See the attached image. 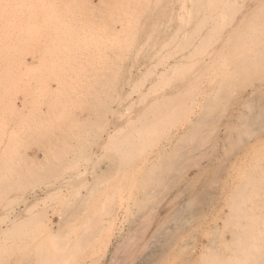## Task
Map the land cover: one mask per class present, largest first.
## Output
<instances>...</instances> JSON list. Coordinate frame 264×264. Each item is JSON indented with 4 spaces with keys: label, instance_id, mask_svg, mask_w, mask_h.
I'll return each instance as SVG.
<instances>
[{
    "label": "rangeland",
    "instance_id": "rangeland-1",
    "mask_svg": "<svg viewBox=\"0 0 264 264\" xmlns=\"http://www.w3.org/2000/svg\"><path fill=\"white\" fill-rule=\"evenodd\" d=\"M11 1L12 0H0V9L5 7L4 9L0 10V62L2 61V63H0V109H2L0 110V202L3 204L2 205L0 203V264H264V245H262L264 243H262V241H264V130L261 131V135H258V133H256V139L257 141H260V143L258 141L260 145H255V142L253 141L254 136L252 137L251 134L249 138L247 137L249 136V133L247 135L246 133L244 135H242L243 133H236L235 135L234 132L233 135V132L229 131V128L231 127L230 125H235L233 124L234 121L237 124L239 116L237 117L238 119L236 118V116L239 115V112H244L243 104H246L248 101L249 104L250 102H253L255 104V102L257 103L258 101H264L263 97L257 98L253 95V97L250 96V92L252 91V89L257 88L260 82L256 81L255 78H253L259 68L257 66H255V68H252L254 67L253 64H256L258 62V59L255 60L254 58H251L252 53L251 55L249 54V56L247 53L249 48L250 50L248 52L252 51L253 48L256 49L257 45L260 42L264 41V26L263 23L261 24V21L259 19L264 17V9H262L264 8V0H251V2L249 3L251 4L254 1L255 6L254 4H251V6L250 4H247L242 8L243 10L247 8L244 11L242 9L239 10L234 8L233 4L231 3L232 0H224L223 6H225V8L223 6L222 7L225 10H219L222 12L225 11V14L218 11L220 12L219 16L224 14V17H218L219 22L217 21L218 18L213 21H208L210 18L207 19L205 17V9L200 4L203 0H200V2L198 0H193V7H191L192 13L190 12V17L186 26L187 29H185L186 27L181 26L179 23H174V25H171V23H167L168 25L164 24L166 25V27H163L164 25H162L164 30H162L163 28L160 27L161 25H159V21L163 16L169 17L170 13L174 15L176 7L181 6L184 8L186 4L183 2V0H178L177 3V0H138L140 1L139 4H141L138 8L137 0H132V4L128 2L130 0L86 1V3L89 2L95 7L98 6L96 9L94 8V6H90L89 3L86 4L84 0H81L84 1L81 2V4H85V6H87L88 8L85 6L82 7L83 4L80 5V0L74 1V4L76 5L77 2L79 3L77 6L72 5V3L70 2L72 0H64L66 2H64L63 0H56L57 2L60 1V7H57L58 3H55V0H46L48 2L47 4L45 0H39L40 2L38 0H30V2L28 0L27 2L26 0H24V2L23 0H14L13 2H15V4ZM42 1L43 4L45 3L44 5L41 4ZM67 1L70 2L71 6L69 5V3H67ZM135 1L136 3H134ZM141 1L143 4L141 3ZM214 1L215 0H207L208 6H212ZM30 3L34 4L31 5ZM39 3L41 6L38 5ZM110 3H112L111 5H114L115 7L113 8L112 6L107 5ZM6 5L9 6L7 7ZM42 5L46 9H44ZM52 5L53 8L49 7ZM64 5L66 7H68L67 5H69V9ZM88 5L90 6L91 10L89 9ZM126 5H128V9L127 7H125ZM226 5H229L230 7ZM47 6L49 7V9L47 8ZM107 6H109L110 8H108ZM130 6H132V10L137 8L136 10H134V15L133 12L129 13L128 11H132ZM249 6L252 9L248 8ZM17 7L19 8L17 9ZM36 7L37 9L38 7L39 9H44L43 17L46 19L48 18L46 21L49 22L47 23L45 21L47 25L37 26L35 24L36 22L32 23V21L34 20H32L33 15H31V13L33 10H35ZM63 7L66 9H64ZM104 7H107L108 9L106 8L105 10ZM121 7L124 10H122ZM226 7H228L229 13H226L228 12ZM25 8L26 10L24 11L23 9ZM85 8L89 9L90 14H86L88 13V11L86 12ZM98 8H103V12L102 10H100V13L103 14L102 16L104 18L100 13H95V11L99 12ZM139 8H143L144 10H141ZM231 8L237 16H234V12L231 11ZM258 8L262 10L259 11ZM53 9L54 11L56 10V12H53L55 13V15L51 13L52 11H50ZM115 9L119 10L116 11ZM60 10H64L63 12L65 14L63 12H60ZM108 10L109 12H107ZM126 10L127 12L124 14L123 12ZM246 10L250 12H247ZM253 10L255 11V14ZM111 11L114 13H112ZM6 12H10L8 13L10 15H8ZM119 12H121V14ZM210 12V10L207 11L208 14ZM18 13L20 14L17 15ZM70 13H72V18ZM82 13H84V15ZM250 13L252 14V16ZM58 14L63 17H59L58 19ZM78 14H82V16L80 15L81 17L79 16L78 18ZM108 14L110 16L107 17L111 19L113 17V21L106 17V15ZM232 14L234 17H230ZM238 14L240 16H238ZM245 14H247V16ZM259 14L263 15L260 16ZM12 15L14 16L12 17ZM21 15L23 17L26 16V18L28 19L21 17ZM119 15H121V17ZM254 15L257 17H255ZM73 16L76 18H73ZM83 16L87 17V19ZM138 16L142 17L139 18ZM253 16L256 18V21H258L257 23H255L254 18H252ZM114 17H117V19L115 20ZM18 18L19 20H17ZM62 18H64V20ZM98 18L99 20H97ZM241 18H243V20H240ZM65 19L69 20H67L68 23ZM107 19L109 21L111 20L110 24L108 23L109 21ZM134 19L139 22H137L136 20L134 21ZM78 20L80 23L75 22ZM91 20L93 23V27L91 25ZM114 20L115 23H113ZM1 21H3V23ZM4 21L7 23H5ZM53 21L54 23H52ZM87 21L90 22V24ZM105 21L107 22L105 23ZM118 21H120L121 23ZM195 21H197L198 23H195ZM243 21L248 24L244 23ZM18 22L19 25H17ZM56 24L58 26H56ZM245 24L247 25V27H250V29L247 28ZM249 24L252 26H250ZM257 24H260L261 26H259L262 28L257 26ZM62 25L64 28L62 27ZM85 25H87L88 27ZM157 25L159 26L157 27ZM169 25L171 26V31L169 30L167 32L166 30L169 29ZM175 25H178L177 28H179L178 30L176 29L177 31H175L174 33L173 30H175ZM110 26H112V28ZM196 27L197 29L202 28L200 32L202 31L203 33H200L196 29ZM241 27L243 30L249 29L248 33L247 31H243L242 29L240 30ZM235 28L236 31H233L235 30ZM237 28L240 30H238L239 32L237 31ZM30 29L33 30L31 31ZM64 29H66L68 32L70 31L69 36L68 33L64 34V32H66V30L64 31ZM136 29H138L140 32ZM260 29L263 30L260 31ZM181 30L183 31V33ZM190 30L192 32H190ZM73 31L74 35L72 33ZM187 31L191 35H193V43H199L201 46L199 44L196 45L195 43H191L192 46H185V48L179 50L177 46L174 45L177 44L176 39L178 36L187 33ZM195 31H197L198 33ZM211 31L212 33H215L210 34ZM170 32L171 34H169ZM193 32L197 35L192 34ZM218 32H220L221 34H218ZM223 32H225L226 34H224ZM244 32H246V34L248 35L246 36ZM166 33L168 34L166 35ZM249 33H252V37L251 35H249ZM62 34L65 37H70V40L68 39V37L65 39L62 38L64 37ZM172 34H174V36ZM9 35L13 38H11ZM203 35H205V37ZM213 35H216V37L214 38ZM227 35L229 38L226 37ZM127 36L130 38L128 39ZM206 36H209L208 41H204V39L207 40ZM210 36H213L212 40H210ZM220 36L223 38L222 42V38ZM253 36L256 37L254 38ZM260 36H262L263 38ZM37 37L40 38L38 39ZM246 37L248 38L249 42ZM41 38L45 39L43 40ZM49 38H51L50 40L53 41H50ZM213 38L216 40H214ZM21 39H24V41ZM36 39L39 42L36 41ZM241 39L243 40V42ZM258 39L260 41L256 43ZM71 40L72 44L70 45ZM172 40L175 41L173 42ZM67 41H69V44ZM162 41H164V43H161ZM166 41H168L169 44H167ZM203 41L205 42V44H207L206 46ZM226 41H229L230 43ZM65 43L70 50L65 47ZM109 43H111V45H109ZM99 44L100 46H98ZM101 44L105 46H102ZM22 45L23 48L28 50L29 52L22 49ZM169 45L171 47H169ZM226 45H228L230 49ZM47 46L49 49L47 48L46 50ZM57 46H59L58 49L56 48ZM63 47L66 48L65 51L63 50ZM166 47L168 48V50ZM20 48L21 50H19ZM171 48H174V50L176 49L177 52L173 50L175 52L173 53L171 51ZM240 48L242 50L244 49L243 52L245 56H248L245 59H236L235 57L237 53H240V51L242 52ZM160 49V54L162 56L159 54ZM228 49L230 53L226 51ZM15 50L17 52H15ZM62 50L64 51V53ZM217 50L222 51L219 53ZM59 51L62 53H60ZM162 51L165 53H163ZM182 52L183 54L182 56H180ZM217 52L219 53L218 56H216L218 54ZM18 54H20V56H18ZM62 54L64 55L62 56ZM166 54L170 55V57L167 56L166 58ZM224 54L227 58L233 56L234 59L233 57L227 59L225 58ZM47 55H49L50 57ZM5 56L8 58H6ZM178 57L182 60L180 61ZM164 58L167 59L168 62ZM13 59H15L16 61ZM42 60H44V62ZM160 60L161 62H159ZM240 60H242V62L245 61L244 65H242L243 63ZM60 61L63 63H61ZM77 61L79 62L76 63ZM125 61L127 64L125 63ZM108 62H111V64ZM221 62H224L222 63L224 67L222 65L220 66ZM237 63L238 65H236ZM156 64H158V66H156ZM181 65L184 66L182 67ZM232 65L234 67H232ZM235 65L240 68L245 67L248 70H245V68H241L242 71L240 72V74L239 72H237L238 70L240 71V68L236 69ZM208 66L213 67L210 68ZM13 68L16 70H14ZM31 68L34 69V71ZM62 68L64 70H62ZM213 68L219 69L217 71ZM223 68H225V70ZM106 69L108 70L106 71ZM207 69L210 71H208ZM249 69L251 71H253L254 69V75L252 74L253 72L251 73ZM169 70L171 73L169 72ZM63 71H65L66 73ZM102 71L104 75L102 74ZM153 71L154 73L152 74ZM231 71L237 74L232 75ZM243 71L246 73H244ZM158 72L160 73V76ZM30 74L36 79L40 75L39 77H42V80L39 77L37 80H35V78ZM249 74L253 76L251 77ZM142 75H144V77ZM54 76L56 77L55 79ZM158 76L163 80H160ZM225 76H227V78H224ZM229 76L233 79H228ZM233 76L235 77V79L237 78V84L235 82L233 84V81L235 80ZM240 76L242 78L245 77V79H242ZM150 77L152 79H150ZM114 78H117V80L114 81ZM143 78L145 80L147 79V82H145ZM202 79L203 81H201ZM226 79L230 80L228 81V83L230 82L233 85L230 83V85L228 83H225L227 82ZM30 80L33 82H31ZM211 80L214 82H212ZM242 80H246L247 82H240ZM3 81L5 82L2 83ZM11 82L13 83V85L11 84ZM199 82L200 84H198ZM100 83L103 85H101ZM108 83H110L112 86ZM125 83L126 85H124ZM158 83H160V85H157ZM246 83L250 84L248 85ZM216 84L223 85L220 86V91L223 89V87V90H225V87L227 85V89L230 90V94L227 93L228 90L223 91L224 93L220 91L216 92L215 90L214 92L216 93L217 97L220 95L217 93H221V98L220 96L219 98L212 96L213 94L215 95V93L209 90H212L211 87H214V85L216 87ZM241 84H244L245 87L244 85L241 86ZM69 85L70 87H68ZM185 85L186 87H184ZM209 85L211 87H209ZM231 85L234 87L233 89H231ZM250 85L252 87H250ZM58 86L62 89L59 90ZM147 86L149 89L146 88ZM236 86L239 88H237ZM76 87H78L79 89H77ZM242 87L244 88L241 89ZM245 88L246 90L244 91ZM113 89H115L116 91H113ZM234 90L236 91L232 92ZM5 91L9 95L6 94ZM209 93L212 95H210ZM226 93L227 95L229 94L228 97L230 98H227ZM222 94L226 97H224ZM248 96L252 97L253 99H248ZM60 97L63 98L61 99ZM245 97L246 99H244ZM222 98L224 99L222 100ZM240 99H243L244 102L242 101V103ZM9 100H11L12 102H9ZM35 100H37V102ZM213 100L216 101V103ZM130 104H133V106H131ZM222 105L223 107H221ZM240 105L242 106V109ZM239 106L240 109L238 108ZM150 107L153 108L151 109ZM211 107L214 109H211ZM206 108H208V111L206 110ZM220 108H222V110ZM50 109L51 111H49ZM149 109L150 112H148ZM163 109L165 110V112ZM125 110L127 111L124 112ZM50 112H52L53 114H50ZM127 112H129V114ZM97 113H99L100 115H98ZM220 113L224 114V116H220ZM169 114L172 116H170ZM157 115L159 118L157 117ZM119 116H121V119H119ZM167 118H169L171 121ZM201 118L208 119L201 121ZM142 119L146 121L145 124L143 123L144 121H142ZM136 121H138L139 123H137ZM205 121L206 124L208 123L209 125L204 124ZM176 122L177 124H175ZM197 122L198 124L200 123L198 127L199 130L196 129L198 125L197 124L196 127L194 126L196 132L193 133L192 130H194V128L190 130L192 128L191 126L195 125ZM159 123H161V125H159ZM202 123L203 126L201 125ZM227 123L230 125H227ZM187 129H189L188 132ZM209 132H211L212 134ZM183 133H186V135H184ZM207 134L211 135L209 136L210 138L207 137ZM239 135L240 137L241 135L245 136V139H241L242 142L248 141L247 144L249 143L252 145H248L249 148H247V145H245L246 142H244V145L240 143ZM195 136H197V140L195 139ZM228 136L230 137L228 138ZM257 136L261 137L257 138ZM186 139L189 140V144H187L188 142ZM174 145L176 146V148ZM244 148L247 149L245 150ZM194 149L196 150L194 151ZM229 150L231 151L230 153H228ZM222 154H224L225 156ZM171 165L174 167H172ZM6 169H8L9 171H7ZM236 170L238 171V173ZM254 170L256 172H254ZM243 177L245 179H243ZM260 177L262 179H260ZM253 184L255 187L253 186ZM237 188L239 189L237 190ZM39 189L45 190L39 196L34 195L33 193L39 191ZM239 195H243L241 197L242 199H240ZM21 198L24 199L22 200ZM232 198L233 200H231ZM247 198H251L250 202ZM190 199H194L195 201L193 202V200L191 201ZM187 203H189L190 205L189 210L184 206ZM234 203L236 204L234 205ZM233 205L241 209V212L242 210H244L242 214L240 212L238 213ZM25 208L28 209L26 210ZM228 209H230L229 212H231V214L227 212ZM235 212L236 214H234ZM189 213H191L190 216ZM223 214L225 216H223ZM229 214L230 216H228ZM237 214H241V216L238 218ZM245 214L247 215V217ZM235 215H237L239 221ZM256 216L258 219L256 218ZM5 218L6 220H4ZM244 222L245 224H243ZM224 223L226 225H224ZM9 224L12 226L14 224V226L12 227ZM240 224L241 226L242 224L244 226L240 228ZM231 225L233 226V228ZM234 227L236 228L234 229ZM247 228L249 230V233L247 232V230H245ZM244 232L246 234H249V238ZM234 233L237 235H235ZM237 246L239 247L237 248ZM233 255H237L239 259ZM248 256H250V258ZM228 258H230L231 261H228ZM236 259L239 261V263ZM258 259L261 263L258 262Z\"/></svg>",
    "mask_w": 264,
    "mask_h": 264
},
{
    "label": "bare ground",
    "instance_id": "bare-ground-1",
    "mask_svg": "<svg viewBox=\"0 0 264 264\" xmlns=\"http://www.w3.org/2000/svg\"><path fill=\"white\" fill-rule=\"evenodd\" d=\"M2 1H3V0H2ZM13 1H14V0H12L11 2H13ZM16 1H17V0H16ZM19 1H20V0H19ZM19 1H18V2H19ZM28 1L30 2V0H28ZM35 1H36V0H35ZM38 1H39V0H38ZM45 1H46V0H45ZM53 1H54V0H53ZM55 1H56V0H55ZM63 1H64V0H63ZM72 1H73V2H72ZM72 1H70V2H71L72 5H74V6H77V5L79 4V3L77 2V5H76V4H74V3H75V2H74L75 0H72ZM84 1H85V3H86L87 0H84ZM84 1H81V0H80V1H79V2H80V5H82L83 3L81 4V2H84ZM88 1H89V0H88ZM100 1H101V0H100ZM115 1H117V0H115ZM142 1H143V0H142ZM142 1H141V3H142ZM150 1H151V0H150ZM152 1H153V0H152ZM198 1L200 2V0H198ZM212 1H213V0H212ZM223 1H224V0H215V1L213 2L212 6L209 5L210 7L208 6V2H207V0H205V1L203 0V1L200 3L201 6H203V8L205 9V13H206V14H205V17H206L207 19L210 18L208 21H210V20H212V21H213V20H216V18H218V17H219V18H220V17H221V18L224 17L225 11L222 12L223 10H225V9H223V7L225 8V6H223V5H224V4H223ZM257 1H258V0H257ZM260 1H261V0H260ZM23 2H24V0H23ZM26 2H27V0H26ZM32 2H33V1H32ZM39 2H40V1H39ZM59 2H60V1H58V2L56 1V2H55V3H58L57 7H58V6L60 7V5H59L60 3H59ZM64 2H66V1H64ZM70 2L67 1V3H69V5H70ZM105 2H107V1H105ZM108 2H109V1H108ZM121 2H122V1H121ZM128 2H130L131 4L133 3L132 0H130V1H128ZM128 2H127V4H128ZM177 2H178V0L176 1V3H177ZM183 2L186 4L185 7H184V8L181 7V6L176 7V8H175V13H174V15L170 13V16H169V17L167 16L168 18L165 17V16H163V17L161 16L162 18H161V20L159 21V22H160L159 25H161V26H160L161 28L166 27V25H164V24H167V23H171V25H172V24L174 25V23H175V24H176V23H179V24H180L181 26H183V27H186V26H187V24H188V20H189V17H190L191 7H193V6H192V3H193L194 1H193V0H183ZM230 2H231V1H230ZM249 2H251V0H232L231 3L233 4L234 8L240 10V9H242L244 6H246L247 4H250ZM0 3H1V2H0ZM2 3H3V2H2ZM5 3H6V2H5ZM13 3L15 4V2H13ZM36 3H38V2H36ZM47 3H48V2L46 1V4H47ZM67 3H66V4H67ZM88 3H89V2H87L86 4H88ZM99 3H100V2H99ZM125 3H126V2H125ZM134 3H136V1H135ZM137 3H138V6H137V8H138L139 5H141V4H139L140 1H138V0H137ZM168 3H169V2H168ZM181 3H182V2H181ZM255 3H256V2H255ZM6 4H7V3H6ZM9 4H10V2H9ZM16 4H17V2H16ZM28 4H29V3H28ZM30 4H31V3H30ZM33 4H34V3H33ZM33 4H31V5H33ZM41 4H43V1L41 2ZM44 4H45V3H44ZM44 4H43V5H44ZM61 4H63V3H61ZM97 4H98V3H97ZM111 4H112V3L107 4V5L112 6ZM142 4H143V3H142ZM144 4H145V3H144ZM198 4H199V3H198ZM251 4H254V1H253V3H251ZM251 4H250V6H251ZM0 5H1V4H0ZM18 5H19V3H18ZM23 5H24V4H23ZM35 5H36V4H35ZM35 5H34V6H35ZM38 5H40V3H39ZM43 5H42V6H43ZM69 5H67L68 7H66L65 5H64V6H65L66 8L69 9ZM89 5H90V6H94V5H91L90 3H89ZM89 5H88V6H89ZM104 5H106V4H104ZM129 5H130V4H129ZM258 5H259V4H258ZM3 6H4V5H3ZM6 6H7V5H6ZM8 6H9V5H8ZM8 6H7V7H8ZM14 6H15V5H14ZM34 6H33V8H34ZM36 6H37V5H36ZM40 6H41V5H40ZM40 6H39V7H40ZM45 6H46V5H45ZM70 6H71V5H70ZM84 6H85V4H83L82 7H84ZM90 6H89V9H90ZM123 6H124V5H123ZM123 6H122V7H123ZM132 6H135V5H132ZM132 6H130V7H131V10H132ZM222 6H223V7H222ZM226 6H229V5H226ZM250 6H249L248 8H250ZM254 6H255V4H254ZM28 7H29V6H28ZM28 7H27V8H28ZM39 7H38V9H37V7H36L35 10H33L32 13H31V15H33V19H32V20H34V21H32V23H33V22H36L35 24H36L37 26H38V25H43V26H44V25H47V23H49V22L46 21L48 18L46 19V18L43 17V16H44V15H43V13H44L43 10L46 9V8L43 6L44 9H39ZM49 7H52V8H53V5H52V6H49ZM49 7L47 6L48 9H49ZM61 7H62V5H61ZM85 7H87V6H85ZM97 7H98V6H97ZM97 7L94 6L95 9H96ZM107 7L110 8L109 6H107ZM107 7H106V8H107ZM112 7L114 8L115 6L113 5ZM112 7H111V8H112ZM122 7H121V8H122ZM125 7H127V9L129 8L128 5H126ZM142 7H143V6H142ZM199 7H200V5H199ZM229 7H230V6H229ZM252 7H253V6H252ZM4 8H5V7H4ZM4 8H1V9H4ZM12 8H14V7H12ZM18 8H19V7H17V9H18ZM63 8H64V7H63ZM66 8H64V9H66ZM71 8H72V7H71ZM77 8H78V7H77ZM80 8H81V7H80ZM87 8H88V7H87ZM94 8H93V9H94ZM104 8H105V7H104ZM106 8H105V10H106ZM108 8H107V9H108ZM137 8H136V9H137ZM143 8H144V7H143ZM143 8H142V9H143ZM164 8H165V7H164ZM167 8H168V6H167ZM167 8H166V9H167ZM196 8H197V7H196ZM196 8H195V9H196ZM259 8H260V7H259ZM259 8H258V9H259ZM261 8H262V6H261ZM1 9H0V10H1ZM31 9H32V8H31ZM31 9H30V10H31ZM85 9H86V8H85ZM89 9H86V12L88 11V13H86V14H90ZM98 9H99V12H96L95 10H93V11H95V13L99 14V13H100V10H102L103 8H102V9H101V8H98ZM136 9H134V10H136ZM139 9H141V8H139ZM142 9H141V10H142ZM147 9H148V7H147ZM193 9H194V8H193ZM219 9H221V10L223 9V10L220 11ZM226 9L228 10V7H226ZM231 9H232V8H231ZM245 9H247V8H245ZM245 9H244V10H245ZM250 9H252V8H250ZM250 9H249V10H250ZM262 9H264V8H262ZM262 9H261V10H262ZM7 10H8V9H7ZM9 10H10V9H9ZM19 10H20V9H19ZM23 10L25 11L26 8L23 9ZM27 10H29V9H27ZM83 10H84V9H83ZM90 10H91V9H90ZM110 10H111V9H110ZM115 10L118 11L119 9H118V10L115 9ZM115 10H114V11H115ZM122 10H124V9L122 8ZM134 10H132V11L128 10V11H129V13H130V12H133V15H134ZM143 10H144V9H143ZM149 10H150V9H149ZM171 10H172V9H171ZM209 10H210L211 12L208 14L207 11H209ZM242 10H243V9H242ZM244 10H243V11H244ZM261 10L259 9V11H261ZM11 11H13V10H11ZM50 11H52L51 13L56 12V10L54 11V9H53V10H50ZM63 11H64V10H63ZM63 11L60 10V12H63ZM75 11H76V9H75ZM79 11H80V10H79ZM81 11H82V10H81ZM84 11H85V10H84ZM116 11H115V12H116ZM138 11H139V10H138ZM145 11H146V10H145ZM157 11H158V10H157ZM167 11H168V10H167ZM218 11H220V12H222V13H224V14L219 16V13H220V12H218ZM231 11H233V9H232ZM246 11H247V10H246ZM250 11H251V10H250ZM250 11H247V12H250ZM253 11H254V10H253ZM256 11H257V10H256ZM259 11H258V12H259ZM3 12H4V11H3ZM14 12H15V10H14ZM26 12H27V11H26ZM77 12H78V11H77ZM82 12H83V11H82ZM102 12H103V10H102ZM107 12H109V10H108ZM111 12H112V11H111ZM111 12H110V13H111ZM126 12H127V10L124 11L123 13L125 14ZM139 12H140V11H139ZM149 12H150V11H149ZM170 12H171V11H170ZM217 12H218V14H217ZM233 12H234V11H233ZM6 13H7V12H6ZM6 13H5V14H6ZM8 13H10V12H8ZM8 13H7V14H8ZM27 13H28V12H27ZM63 13H64V12H63ZM72 13H73V12H72ZM72 13H70V14H71V18H72ZM74 13H75V12H74ZM112 13H114V12H112ZM119 13L121 14V12H119ZM119 13H118V14H119ZM191 13H192V12H191ZM226 13H229V10H228V12H226ZM230 13H232V12H230ZM252 13H253V12H252ZM259 13H260V12H259ZM1 14H2V12H1ZM5 14H4V15H5ZM12 14H13V13H12ZM14 14H15V13H14ZM19 14H20V13H18L17 15H19ZM22 14H23V13H22ZM25 14H26V13H25ZM29 14H30V13H29ZM53 14L55 15V13H53ZM53 14H52V15H53ZM60 14H61V13H60ZM64 14H65V13H64ZM70 14H69V15H70ZM82 14L84 15V13H82ZM82 14H80V15L82 16ZM86 14H85V15H86ZM100 14H101V13H100ZM105 14H107V13H105ZM115 14H116V13H115ZM127 14H128V13H127ZM145 14H146V13H145ZM148 14H150V13H148ZM168 14H169V13H168ZM240 14H241V13H240ZM248 14H249V13H248ZM250 14H251V13H250ZM254 14H255V11H254ZM8 15H10V14H8ZM23 15H24V14H23ZM26 15H27V14H26ZM31 15H30V16H31ZM45 15H46V14H45ZM54 15H53V16H54ZM73 15H74V14H73ZM80 15L78 14V18H79ZM91 15H92V14H91ZM102 15H103V14H101V16H102ZM192 15H193V14H192ZM194 15H195V14H194ZM227 15H228V14H227ZM229 15H230V14H229ZM235 15H236V14H235V12H234V16H235ZM245 15L247 16V14H245ZM259 15H260V14H259ZM261 15H263V14H261ZM261 15H260V16H261ZM13 16H14V15H12V17H13ZM49 16H50V15H49ZM56 16H57V15H56ZM81 16H80V17H81ZM87 16H88V15H87ZM94 16H95V15H94ZM104 16H105V15H104ZM107 16H110V15L108 14V15H106V17H107ZM113 16H114V14H113ZM119 16L121 17V15H119ZM130 16H131V15H130ZM130 16H129V17H130ZM234 16H233V14H232L230 17H234ZM236 16H237V15H236ZM238 16H240V15L238 14ZM243 16H244V15H243ZM251 16H252V14H251ZM254 16H255V15H254ZM254 16H253L252 18H254L255 23H257L258 21H256V18H255V17H257V16H255V17H254ZM260 16H259V17H260ZM7 17H8V16H7ZM9 17H10V16H9ZM21 17H23V16L21 15ZM51 17H52V16H51ZM57 17H58V19H59V17H63V16H60V15L58 14ZM68 17H69V16H68ZM83 17L87 19V17H85V16H83ZM89 17H90V16H89ZM102 17H103V16H102ZM120 17H119V18H120ZM131 17H132V16H131ZM131 17H130V18H131ZM133 17H134V16H133ZM138 17L140 18V17H142V16H138ZM146 17H147V16H146ZM205 17H203V18H205ZM23 18L28 19V18H26V16L23 17ZM31 18H32V17H31ZM66 18H67V17H66ZM71 18H70V19H71ZM73 18H76V17L73 16ZM78 18H77V19H78ZM96 18H97V16H96ZM96 18H95V19H96ZM99 18H100V17H99ZM99 18H98L97 20H99ZM103 18H104V17H103ZM107 18H108V19H111V18H109V17H107ZM114 18H115V17H114ZM127 18H128V17H127ZM157 18H158V17H157ZM219 18L217 19L218 22H219ZM228 18H229V17H228ZM237 18H238V17H237ZM252 18H251V19H252ZM263 18H264V17H263ZM263 18H259V19H260V21H261V24L263 23V26H264V20H263ZM1 19H3V18H1ZM49 19H50V18H49ZM53 19H54V18H53ZM62 19L64 20V18H62ZM62 19H61V20H62ZM68 19H69V18H68ZM68 19H67V20H68ZM82 19H83V18H82ZM86 19H85V20H86ZM108 19H107V20H108ZM112 19H113V17H112ZM112 19H111V20H112ZM116 19H117V17L115 18V20H116ZM122 19H125V18H122ZM128 19H129V18H128ZM131 19H132V18H131ZM223 19H225V18H223ZM259 19H258V20H259ZM6 20H7V19H6ZM17 20H19V18H18ZM17 20H16V21H17ZM50 20H51V19H50ZM65 20H66V19H65ZM67 20H66V22H67ZM89 20H90V19H89ZM111 20H110V21H111ZM115 20H114L113 23H115ZM135 20H136V19H134V21H135ZM156 20H157V19H156ZM195 20H196V19H195ZM199 20H200V19H199ZM199 20H198V21H199ZM235 20H236V19H235ZM240 20H243V18H241ZM9 21H10V18H9ZM9 21H8V22H9ZM13 21H14V19H13ZM20 21H21V20H20ZM45 21H46L47 23H46ZM55 21H56V20H55ZM68 21H69V20H68ZM73 21H74V20H73ZM108 21H109V20H108ZM110 21L108 22L109 24H110ZM112 21H113V20H112ZM120 21H121V19H120ZM120 21H118V22H120ZM136 21H137V20H136ZM191 21H192V20H191ZM260 21H259V22H260ZM1 22L3 23V21H1ZM4 22H5V21H4ZM30 22H31V21H30ZM30 22H29V23H30ZM60 22H61V21H60ZM75 22L80 23L79 20H78V21H75ZM87 22H88V21H87ZM106 22H107V21H105V23H106ZM122 22H126V21H122ZM129 22H130V21H129ZM137 22H139V21H137ZM196 22H197V21H195V23H196ZM243 22H244V21H243ZM247 22H248V19H247ZM249 22H250V20H249ZM5 23H7V22H5ZM52 23H54V21H53ZM57 23H58V21H57ZM67 23H68V22H67ZM67 23H66V24H67ZM85 23H86V21H85ZM88 23L90 24V22H88ZM91 23H92V20H91ZM96 23H97V22H96ZM98 23H99V21H98ZM100 23H102V22H100ZM120 23H121V22H120ZM197 23H198V22H197ZM228 23H229V22H228ZM244 23H246V22H244ZM255 23H254V24H255ZM9 24H10V23H9ZM13 24H14V23H13ZM15 24H16V22H15ZM122 24H123V23H122ZM122 24H121V25H122ZM225 24H226V23H225ZM242 24H243V23H242ZM242 24H240V25H242ZM246 24H248V23H246ZM246 24H245V25H246ZM7 25H8V24H7ZM17 25H19V22L17 23ZM49 25H51V24H49ZM60 25H61V24H60ZM68 25H69V24H68ZM91 25H92V27H93V23H92ZM96 25H97V24H96ZM105 25H106V24H105ZM107 25H108V24H107ZM132 25H133V24H132ZM138 25H139V24H138ZM154 25H155V24H154ZM154 25H153V27H154ZM159 25H157V27H158ZM162 25H164V26L162 27ZM167 25H168V24H167ZM238 25H239V24H238ZM249 25H250V24H249ZM249 25H248V26H249ZM255 25H256V24H255ZM259 25H260V24H257V26H259ZM9 26H10V25H9ZM11 26H12V25H11ZM23 26H26V25H23ZM29 26H30V25H29ZM43 26H42V27H43ZM56 26H58V25L56 24ZM79 26H80V25H79ZM85 26H87V25H85ZM123 26H124V25H123ZM133 26H134V25H133ZM175 26H176V25H175ZM177 26H178V25H177ZM177 26L175 27V30H173L174 33H175V31H177L178 28H179V27L177 28ZM196 26H197V25H196ZM224 26H225V25H224ZM250 26H252V25H250ZM260 26H261V25H260ZM260 26H259V27H260ZM5 27H7V26H5ZM30 27H31V26H30ZM35 27H36V26H35ZM62 27H63V25H62ZM62 27H61V28H62ZM87 27H88V26H87ZM89 27H90V25H89ZM110 27L112 28V26H110ZM128 27H129V26H128ZM170 27H171V26L169 25V26H168L169 29H168V30L165 29V30L168 32V31L171 29ZM197 27H198V26H197ZM197 27H196V29H197ZM199 27H201V26H199ZM204 27H205V26H204ZM246 27H247V25H246ZM246 27H245V28H246ZM259 27H257V28H259ZM16 28H17V27H16ZM18 28H19V27H18ZM63 28H64V27H63ZM65 28H66V27H65ZM84 28H85V27H84ZM173 28H174V26H173ZM227 28H228V27H227ZM247 28L250 29V27H247ZM260 28H262V27H260ZM13 29H14V27H13ZM19 29H20V28H19ZM87 29H88V28H87ZM90 29H91V28H90ZM105 29H106V28H105ZM108 29H109V28H108ZM118 29H119V27H118ZM121 29H122V28H121ZM133 29H134V28H133ZM143 29H144V28H143ZM143 29H142V30H143ZM151 29H152V28H151ZM153 29H154V28H153ZM176 29H177V30H176ZM185 29H187V27H186ZM201 29H202V28H201ZM201 29L198 28L197 30L200 32ZM241 29H242V27L240 28V30H241ZM249 29H247V30H245V29L243 30V29H242V30H243V31H247V33H248ZM251 29H252V28H251ZM254 29H255V28H254ZM263 29H264V28H263ZM263 29H262V30H263ZM30 30H31V29H30ZM30 30H29V31H30ZM32 30H33V29H32ZM32 30H31V31H32ZM65 30H66V29H64V31H65ZM78 30H79V28H78ZM109 30H110V29H109ZM113 30H114V28H113ZM134 30H135V29H134ZM136 30H138V29H136ZM162 30H164V28H163ZM204 30H205V29H204ZM238 30H239V29L237 28V31H238ZM240 30H239V31H240ZM257 30H258V29H257ZM262 30L260 29V31H262ZM4 31H5V29H4ZM7 31H8V30H7ZM10 31H11V29H10ZM26 31H27V30H26ZM47 31H48V30H47ZM49 31H50V30H49ZM55 31H57V30H55ZM64 31H63V32H64ZM71 31H72V29H71ZM83 31H84V30H83ZM83 31H82V32H83ZM98 31H99V30H98ZM101 31H102V30H101ZM138 31H139V30H138ZM140 31H141V28H140ZM140 31H139V32H140ZM170 31H171V30H170ZM181 31H182V30H181ZM188 31H189V29H188ZM188 31H187V33H184L183 35L178 36L177 39H176V40H177V44H174V45L177 46V48H178L179 50L185 48V46H189V45L192 46L191 43H193L194 38L192 37L193 35H191ZM192 31H193V29H192ZM192 31L190 30V32H192ZM217 31H218V30H217ZM231 31H232V30H231ZM233 31H236V28H235V30H233ZM239 31H238V32H239ZM15 32H16V31H15ZM20 32H21V31H20ZM38 32H39V31H38ZM45 32H46V31H45ZM69 32H70V31H69ZM69 32L66 30V32H64V34H65V33H68V36H69V35H70ZM87 32H88V31H87ZM87 32H86V33H87ZM110 32H111V31H110ZM184 32H185V31H184ZM195 32H197V31H195ZM201 32H202V31H201ZM201 32H200V33H201ZM206 32H207V31H206ZM255 32H256V31H255ZM5 33H6V32H5ZM22 33H23V32H22ZM26 33H27V32H26ZM26 33H25V34H26ZM39 33H40V32H39ZM49 33H50V32H49ZM49 33H47V34H49ZM55 33H57V32H55ZM55 33H54V34H55ZM72 33H73V35H74V31H73ZM72 33H71V34H72ZM86 33H85V34H86ZM94 33H95V32H94ZM96 33H97V32H96ZM99 33H100V32H99ZM116 33H117V32H116ZM177 33H178V32H177ZM177 33H176V34H177ZM182 33H183V31H182ZM197 33H198V32H197ZM202 33H203V32H202ZM214 33H215V32H214ZM214 33H212V31L210 32V34H214ZM216 33H217V32H216ZM223 33L226 34L225 32H223ZM227 33H228V30H227ZM236 33H237V32H236ZM244 33L246 34V32H244ZM6 34H7V33H6ZM12 34H13V33H12ZM12 34H10V35H12ZM23 34H24V33H23ZM32 34H33V33H32ZM47 34H46V35H47ZM75 34H78V33H75ZM85 34H84V35H85ZM92 34H93V33H92ZM118 34H119V33H118ZM127 34H128V33H127ZM133 34H134V33H133ZM136 34H137V33H136ZM164 34H165V33H164ZM167 34H168V33H166V35H167ZM169 34H171V32H170ZM178 34H179V33H178ZM192 34L195 35L196 33L193 32ZM204 34H205V32H204ZM218 34H221V33L218 32ZM229 34H230V33H229ZM251 34H252V33H251ZM251 34L249 33V35H251ZM10 35H9V36H10ZM18 35H19V34H18ZM18 35H17V36H18ZM62 35H63V34H62ZM66 35H67V34H66ZM86 35H87V34H86ZM104 35H105V34H104ZM166 35H164V36H166ZM172 35L174 36V34H172ZM172 35H171V36H172ZM196 35H197V34H196ZM240 35H241V34H240ZM243 35H244V34H243ZM243 35H242V36H243ZM247 35H248V34H246V36H247ZM257 35H258V34H257ZM257 35H256V36H257ZM260 35H261V34H260ZM263 35H264V32H263ZM28 36H29V35H28ZM40 36H41V35H40ZM42 36H44V35H42ZM47 36H48V35H47ZM52 36H53V35H52ZM63 36H64V35H63ZM68 36H67V37H68ZM76 36H77V35H76ZM76 36H75V37H76ZM105 36H106V35H105ZM130 36H131V34H130ZM133 36H134V35H133ZM145 36H146V35H145ZM147 36H149V35H147ZM150 36H151V35H150ZM199 36H200V35H199ZM203 36L205 37V35H203ZM213 36H214V35H213ZM213 36H212V37H213ZM221 36H223V35H221ZM221 36H220V37H221ZM231 36H232V35H231ZM256 36H253V37L255 38ZM258 36H259V35H258ZM10 37H11V36H10ZM15 37H16V36H15ZM60 37H61V36H60ZM67 37L64 36V37H62V38L65 39V38H67ZM100 37H101V36H100ZM127 37H128V36H127ZM168 37H169V36H168ZM168 37H166V38H168ZM195 37H196V36H195ZM206 37H207V38H206L207 40L204 39V41H208L209 36H206ZM210 37H211V36H210ZM212 37H211L210 40H212ZM215 37H216V35L214 36V38H215ZM226 37H228V35H227ZM251 37H252V35H251ZM260 37H262V36H260ZM1 38H2V37H1ZM11 38H13V37H11ZM28 38H29V37H28ZM34 38H35V37H34ZM37 38H38V37H37ZM39 38H40V37H39ZM39 38H38V39H39ZM69 38H70V37H68V39H69ZM73 38H74V36H73ZM77 38H78V37H77ZM87 38H88V37H87ZM114 38H115V37H114ZM125 38H126V37H125ZM129 38H130V37H128V39H129ZM169 38H170V37H169ZM214 38H213V39H214ZM221 38H222V37H221ZM228 38H229V37H228ZM246 38H247V37H246ZM249 38H250V37H249ZM258 38H259V37H258ZM262 38H263V37H262ZM262 38H261V39H262ZM6 39H7V38H6ZM15 39H16V38H15ZM41 39H43V38H41ZM44 39H45V38H44ZM44 39H43V40H44ZM47 39H48V38H47ZM50 39H51V38H49V40H50ZM60 39H61V38H60ZM68 39H66V40H68ZM85 39H86V38H85ZM102 39H103V37H102ZM110 39H111V38H110ZM137 39H138V38H137ZM171 39H172V37H171ZM197 39H198V38H197ZM251 39H252V38H251ZM259 39H260V38H259ZM259 39H258V41H257L256 43H258V42L260 41ZM21 40L24 41V39H21ZM29 40H30V39H29ZM31 40H32V39H31ZM49 40H48V41H49ZM69 40H70V39H69ZM89 40H90V39H89ZM89 40H88V41H89ZM96 40H97V39H96ZM105 40H107V39H105ZM116 40H117V39H116ZM147 40H148V39H147ZM195 40H196V39H195ZM210 40H209V41H210ZM214 40H216V39H214ZM222 40H223V38L221 39V42H222ZM225 40H226V38H225ZM229 40H230V39H229ZM241 40H242V39H241ZM247 40H248V38H247ZM2 41H3V40H2ZM2 41H1V42H2ZM33 41H34V40H33ZM36 41H38V40L36 39ZM50 41H53V40H50ZM90 41H91V40H90ZM155 41H156V39H155ZM168 41H169V39H168ZM168 41H166L167 44L170 43V41H169V43H168ZM172 41H173V40H172ZM172 41H171V42H172ZM174 41H175V40H174ZM174 41H173V42H174ZM196 41H197V40H196ZM204 41H203V42H204ZM237 41H238V40H237ZM252 41H253V40H252ZM7 42H8V41H7ZM19 42H20V41H19ZM27 42H28V41H27ZM38 42H39V41H38ZM61 42H62V41H61ZM67 42H68V44H69V41H67ZM98 42H99V41H98ZM100 42H101V41H100ZM119 42H120V41H119ZM131 42H132V41H131ZM144 42H145V41H144ZM144 42H143V43H144ZM224 42H225V41H224ZM226 42L230 43L229 41H226ZM242 42H243V40H242ZM248 42H249V40H248ZM253 42H254V41H253ZM22 43H23V42H22ZM22 43H21V44H22ZM52 43H53V42H52ZM63 43H64V40H63ZM79 43H80V42H79ZM82 43H83V42H82ZM115 43H116V42H115ZM115 43H113V44H115ZM154 43H155V42H154ZM154 43H153V45H154ZM161 43H164V41H162ZM175 43H176V42H175ZM194 43L196 44V42H194ZM194 43H193V44H194ZM215 43H216V42H215ZM237 43H238V42H237ZM250 43H251V42H250ZM11 44H12V43H11ZM18 44H19V43H18ZM25 44H26V43H25ZM31 44H32V43H31ZM42 44H43V43H42ZM45 44H46V43H45ZM65 44H66V43H65ZM71 44H72V40H71V42H70V45H71ZM96 44H97V43H96ZM118 44H119V43H118ZM123 44H124V43H123ZM134 44H135V43H134ZM134 44H133V45H134ZM147 44H148V43H147ZM165 44H166V43H165ZM198 44H199V43H198ZM198 44H196V45H198ZM204 44H205V42H204ZM208 44H210V43H208ZM252 44H253V43H252ZM23 45H24V44H23ZM23 45H22V49H24V48H23ZM33 45H34V44H33ZM39 45H40V44H39ZM56 45H57V44H56ZM56 45H55V46H56ZM61 45H63V44H61ZM101 45H102V44H101ZM109 45H111V43H109ZM142 45H146V44H142ZM142 45H141V46H142ZM171 45H172V44H171ZM174 45H173V46H174ZM199 45H200V44H199ZM206 45H207V44H205V46H206ZM220 45H221V44H220ZM224 45H225V44H224ZM246 45H247V44H246ZM8 46H9V45H8ZM19 46H20V45H19ZM24 46H25V45H24ZM34 46H35V45H34ZM98 46H100V44H99ZM102 46H105V45H102ZM122 46H123V45H122ZM161 46H162V45H161ZM173 46H172V47H173ZM175 46H174V47H175ZM200 46H201V45H200ZM215 46H216V45H215ZM226 46H228V45H226ZM14 47H15V46H14ZM27 47H28V46H27ZM65 47H66L67 49H69V47H67V44L65 45ZM72 47H73V46H72ZM76 47H77V46H76ZM133 47H134V46H133ZM133 47H131V48H133ZM142 47H143V46H142ZM167 47H168V46H167ZM167 47H166V48H167ZM169 47H171V46L169 45ZM211 47H212V46H211ZM222 47H223V43H222ZM224 47H225V46H224ZM228 47H229V46H228ZM10 48H11V47H10ZM10 48H8V49H10ZM16 48H17V47H16ZM47 48H48V46L46 47V50H47ZM56 48L58 49L59 46H57ZM66 48L63 47V50L65 51ZM84 48H85V47H84ZM114 48H115V47H114ZM128 48H129V46H128ZM153 48H154V47H153ZM160 48H161V47H160ZM175 48H176V47H175ZM209 48H210V47H209ZM209 48H208V49H209ZM30 49H31V48H30ZM32 49H33V48H32ZM34 49H35V48H34ZM48 49H49V48H48ZM76 49H77V48H76ZM103 49H104V48H103ZM126 49H127V48H126ZM161 49H162V48H161ZM161 49H160L159 54L161 53ZM188 49H190V48H188ZM195 49H196V48H195ZM223 49H224V48H223ZM225 49H226V48H225ZM229 49H230V47H229ZM229 49L226 50V51L229 52ZM240 49H241V48H240ZM240 49H239V50H240ZM251 49H252V48H251ZM0 50H1V49H0ZM19 50H21V48H20ZM24 50H25V51H28V50H26V49H24ZM42 50H43V49H42ZM55 50H56V49H55ZM63 50H62V51H63ZM69 50H70V49H69ZM82 50H83V49H82ZM86 50H87V49H86ZM98 50H99V49H98ZM118 50H119V49H118ZM118 50H117V51H118ZM122 50H123V49H122ZM127 50H128V49H127ZM127 50H126V51H127ZM167 50H168V48H167ZM173 50H174V48H171V51H172L173 53H175L174 51H176V49H175L174 51H173ZM179 50H178V51H179ZM219 50H220V49H219ZM241 50H242V49H241ZM243 50H244V49H243ZM243 50H242V52L240 51V53H237V54L235 55L236 59H237V58H238V59H240V58H241V59H245L246 57L249 56V54L251 55V53H252L251 58H254L255 60L258 59V62H257L256 64H253L254 67H252V68H255V66H257V67L259 68V70H260V71H259V70L256 71V73H255V75H254V72H253L254 69H253V71H251V70L249 69V70L251 71V73L253 72L252 74L255 76V77H254V76L252 75L253 78H255L256 81L260 82L259 86L257 85V86H258L257 88H253L252 91L250 92L251 94H250V93H249V94H250V96L253 95V96H256L257 98H258V97H259V98H260V97H263V98H264V41L260 42V43L257 45L256 49L253 48V50H252L253 52H252V51L248 52V51L250 50V48H249V50L247 51L248 56H245ZM7 51H8V50H7ZM31 51H32V50H31ZM38 51H39V50H38ZM56 51H57V50H56ZM64 51H63V53H64ZM67 51H68V50H67ZM75 51H76V50H75ZM126 51H125V52H126ZM136 51H137V50H136ZM169 51H170V50H169ZM182 51H183V50H182ZM185 51H186V49H185ZM193 51H194V50H193ZM207 51H208V50H207ZM212 51H213V50H212ZM217 51H218V50H217ZM221 51H222V50H221ZM221 51H218V52L220 53ZM8 52H9V51H8ZM15 52H17V51L15 50ZM19 52H20V51H19ZM22 52H23V51H22ZM28 52H29V51H28ZM45 52H46V51H45ZM59 52H60V51H59ZM71 52H72V51H71ZM73 52H74V51H73ZM87 52H88V51H87ZM122 52H123V51H122ZM162 52H163V51H162ZM166 52H167V51H166ZM176 52H177V51H176ZM208 52H209V51H208ZM215 52H216V51H215ZM218 52H217V53H218ZM227 52H226V53H227ZM35 53H37V52H35ZM55 53H56V52H55ZM60 53H62V52H60ZM79 53H80V52H79ZM118 53H119V52H118ZM155 53H156V52H155ZM163 53H165V52H163ZM186 53H187V52H186ZM186 53H185V54H186ZM188 53H190V52H188ZM199 53H200V52H199ZM201 53H202V52H201ZM212 53H213V52H212ZM219 53H218L216 56H218ZM222 53H223V52H222ZM229 53H230V52H229ZM2 54H3V53H2ZM21 54H22V53H21ZM45 54H46V53H45ZM58 54H59V53H58ZM66 54H67V53H66ZM70 54H73V53H70ZM70 54H69V55H70ZM74 54H75V53H74ZM80 54H81V53H80ZM88 54H89V53H88ZM128 54H129V53H128ZM132 54H133V53H132ZM137 54H139V53H137ZM143 54H144V53H143ZM167 54H168V53H167ZM167 54H166V58H167V56L170 57V55H167ZM171 54H172V53H171ZM178 54H179V52H178ZM178 54H177V55H178ZM182 54H183V52L181 53L180 56H182ZM192 54H193V53H192ZM214 54H215V53H214ZM232 54H234V53H232ZM7 55H8V54H7ZM16 55H17V53H16ZM16 55H15V56H16ZM32 55H33V54H32ZM38 55H39V54H38ZM63 55H64V54H62V56H63ZM89 55H90V54H89ZM111 55H113V54H111ZM125 55H126V53H125ZM160 55H161V54H160ZM160 55H159V56H160ZM172 55H173V54H172ZM174 55H175V54H174ZM186 55H187V54H186ZM186 55H185V56H186ZM201 55H203V54H201ZM222 55H223V54H222ZM224 55H225V54H224ZM18 56H20V54H18ZM40 56H41V55H40ZM47 56H49V55H47ZM78 56H79V55H78ZM81 56H82V55H81ZM81 56H80V57H81ZM86 56H87V55H86ZM101 56H102V55H101ZM107 56H109V55H107ZM145 56H146V55H145ZM161 56H162V55H161ZM178 56H179V55H178ZM207 56H208V54H207ZM5 57H6V56H5ZM37 57H38V56H37ZM42 57H43V56H42ZM49 57H50V56H49ZM52 57H53V56H52ZM65 57H67V56H65ZM91 57H92V56H91ZM118 57H119V56H118ZM154 57H155V56H154ZM156 57H157V56H156ZM186 57H187V56H186ZM204 57H205V56H204ZM213 57H214V56H213ZM222 57H223V56H222ZM230 57H231V56H230ZM230 57H228V58H230ZM232 57H233V56H232ZM232 57H231V58H232ZM6 58H8V57H6ZM11 58H12V57H11ZM53 58H54V57H53ZM55 58H56V57H55ZM68 58H69V57H68ZM73 58H74V57H73ZM75 58H76V57H75ZM83 58H85V57H83ZM86 58H87V57H86ZM119 58H120V57H119ZM139 58H140V57H139ZM142 58H143V57H142ZM149 58H150V57H149ZM149 58H148V59H149ZM159 58H160V57H159ZM173 58H174V57H173ZM178 58H179V57H178ZM206 58H207V57H206ZM225 58H227L226 55H225ZM228 58H227V59H228ZM20 59H21V58H20ZM24 59H25V58H24ZM41 59H42V58H41ZM43 59H44V58H43ZM45 59H47V58H45ZM48 59H49V58H48ZM66 59H67V58H66ZM66 59H65V60H66ZM69 59H70V58H69ZM77 59H79V58H77ZM107 59H108V57H107ZM114 59H115V58H114ZM135 59H136V58H135ZM146 59H147V58H146ZM156 59H157V58H156ZM164 59H165V58H164ZM216 59H217V58H216ZM219 59H220V58H219ZM233 59H234V57H233ZM10 60H11V59H10ZM13 60H15V59H13ZM34 60H35V59H34ZM37 60H38V59H37ZM50 60H51V59H50ZM54 60H55V59H54ZM67 60H68V59H67ZM126 60H127V59H126ZM144 60H145V59H144ZM165 60L167 61V59H165ZM165 60H164V62H165ZM169 60H170V58H169ZM171 60H172V59H171ZM173 60H174V59H173ZM175 60H176V59H175ZM179 60L181 61L182 59L179 58ZM229 60H231V59H229ZM8 61H9V60H8ZM15 61H16V60H15ZM19 61H21V60H19ZM22 61H23V60H22ZM31 61H32V60H31ZM42 61L44 62V60H42ZM69 61H70V60H69ZM69 61H68V62H69ZM85 61H86V60H85ZM133 61H134V60H133ZM142 61H143V60H142ZM153 61H154V60H153ZM221 61H222V60H221ZM232 61H233V60H232ZM235 61H236V60H235ZM240 61L242 62V60H240ZM240 61H239V62H240ZM5 62H6V61H5ZM55 62H56V61H55ZM60 62H61V61H60ZM66 62H67V61H66ZM66 62H65V63H66ZM78 62H79V61H77L76 63H78ZM81 62H82V60H81ZM86 62H87V61H86ZM135 62H136V61H135ZM150 62H151V61H150ZM155 62H156V61H155ZM159 62H161V60H160ZM159 62H157V63H159ZM162 62H163V60H162ZM167 62H168V61H167ZM173 62H174V61H173ZM178 62H179V61H178ZM225 62H226V61H225ZM241 62H240V63H241ZM0 63H2V61H1ZM9 63H10V62H9ZM15 63H16V62H15ZM17 63H18V62H17ZM61 63H63V62H61ZM70 63H71V62H70ZM87 63H88V62H87ZM97 63H98V62H97ZM108 63L111 64V62H108ZM116 63H117V62H116ZM120 63H121V62H120ZM125 63H126V61H125ZM136 63H137V62H136ZM206 63H207V62H206ZM215 63H216V62H215ZM215 63H214V64H215ZM222 63H224V62H221L220 66L222 65ZM228 63H229V62H228ZM231 63H232V62H231ZM231 63H230V64H231ZM240 63H239V64H240ZM242 63H243L242 65H244L245 61L242 62ZM251 63H252V62H251ZM7 64H8V63H7ZM39 64H40V63H39ZM51 64H53V63H51ZM67 64H68V63H67ZM90 64H91V63H90ZM126 64H127V63H126ZM160 64H161V63H160ZM162 64H164V63H162ZM176 64H177V63H176ZM179 64H180V63H179ZM10 65H11V64H10ZM14 65H15V64H14ZM20 65H21V63H20ZM49 65H50V63H49ZM73 65H75V64H73ZM84 65H86V64H84ZM92 65H93V64H92ZM95 65H96V64H95ZM112 65H113V64H112ZM142 65H143V64H142ZM173 65H174V64H173ZM218 65H219V64H218ZM236 65H238V63H237ZM236 65H235V66H236ZM242 65H241V66H242ZM246 65H247V64H246ZM3 66H4V65H3ZM5 66H6V64H5ZM7 66H8V65H7ZM93 66H94V65H93ZM99 66H100V64H99ZM99 66H98V67H99ZM150 66H152V65H150ZM156 66H158V64H156ZM159 66H160V65H159ZM171 66H172V65H171ZM171 66H170V67H171ZM174 66H175V65H174ZM174 66H173V67H174ZM178 66H179V65H178ZM181 66H182V65H181ZM183 66H184V65H183ZM183 66H182V67H183ZM222 66L224 67V65H222ZM230 66H231V65H230ZM239 66H240V65H239ZM251 66H252V65H251ZM1 67H2V66H1ZM11 67H12V66H11ZM23 67H24V66H23ZM30 67H31V66H30ZM49 67H50V66H49ZM62 67H63V66H62ZM96 67H97V66H96ZM108 67H109V66H108ZM111 67H112V66H111ZM146 67H148V66H146ZM163 67H164V66H163ZM166 67H169V66H166ZM208 67H210V66H208ZM212 67H213V66H211L210 68H212ZM216 67H217V66H216ZM232 67H234V66L232 65ZM7 68H8V67H7ZM58 68H59V67H58ZM64 68H65V67H64ZM66 68H67V67H66ZM85 68H86V67H85ZM139 68H141V67H139ZM139 68H138V69H139ZM144 68H145V67H144ZM150 68H151V67H150ZM164 68H165V67H164ZM238 68H240V67L236 66V69H238ZM241 68H243V67H241ZM241 68H240V71L238 70L237 72L240 73V72L242 71ZM244 68H245V67H244ZM244 68H243V69H244ZM13 69H14V68H13ZM31 69H32V68H31ZM39 69H40V68H39ZM44 69H45V68H44ZM44 69H43V71H44ZM50 69H51V68H50ZM67 69H68V68H67ZM89 69H90V68H89ZM109 69H110V68H109ZM113 69H114V68H113ZM126 69H127V68H126ZM162 69H163V68H162ZM169 69H170V68H169ZM179 69H180V68H179ZM179 69H178V70H179ZM213 69H216V68H213ZM218 69H219V68H217L216 70L218 71ZM221 69H222V68H221ZM223 69L225 70V68H223ZM6 70H7V69H6ZM14 70H16V69H14ZM14 70H13V71H14ZM29 70H30V69H29ZM32 70L34 71V69H32ZM46 70H47V69H46ZM56 70H57V69H56ZM59 70H60V69H59ZM62 70H64V69L62 68ZM99 70H100V69H99ZM103 70H104V69H103ZM107 70H108V69H106V71H107ZM117 70H120V69H117ZM122 70H124V69H122ZM149 70H150V69H149ZM165 70H167V69H165ZM165 70H164V71H165ZM173 70H175V69H173ZM180 70H181V69H180ZM182 70H183V68H182ZM207 70H208V69H207ZM226 70H227V69H226ZM245 70H248V69L245 68ZM245 70H244V71H245ZM4 71H5V70H4ZM36 71H37V70H36ZM48 71H49V70H48ZM68 71H69V70H68ZM71 71H72V70H71ZM83 71H84V70H83ZM90 71H91V70H90ZM129 71H130V70H129ZM155 71H156V70H155ZM164 71H163V72H164ZM171 71H172V70H171ZM208 71H210V70H208ZM208 71H205V72H208ZM222 71H223V70H222ZM244 71H243V72H244ZM9 72H10V71H9ZM29 72H30V71H29ZM31 72H32V71H31ZM51 72H52V71H51ZM60 72H61V71H60ZM63 72H65V71H63ZM69 72H70V71H69ZM88 72H89V71H88ZM91 72H92V71H91ZM140 72H141V71H140ZM140 72H139V73H140ZM165 72H166V71H165ZM169 72H170V70H169ZM176 72H177V71H176ZM211 72H212V71H211ZM211 72H210V74H211ZM213 72H214V71H213ZM220 72H221V70H220ZM227 72H229V71H227ZM231 72H232V71H231ZM243 72H242V73H243ZM6 73H7V72H6ZM10 73H11V72H10ZM27 73H28V72H27ZM27 73H26V74H27ZM61 73H62V72H61ZM65 73H66V72H65ZM97 73H98V72H97ZM105 73H106V72H105ZM130 73H131V72H130ZM130 73H129V74H130ZM153 73H154V71L152 72V74H153ZM158 73H159V72H158ZM170 73H171V72H170ZM172 73H173V72H172ZM198 73H199V72H198ZM200 73H201V72H200ZM244 73H246V72H244ZM36 74H37V73H36ZM38 74H39V73H38ZM42 74H43V73H42ZM71 74H72V73H71ZM91 74H92V73H91ZM102 74H103V71H102ZM118 74H119V72H118ZM118 74H117V75H118ZM131 74H132V73H131ZM136 74H137V73H136ZM141 74H143V73H141ZM144 74H145V71H144ZM150 74H151V73H150ZM155 74H156V73H155ZM168 74H169V73H168ZM194 74H195V73H194ZM218 74H219V73H218ZM220 74H221V73H220ZM235 74H237V73H233V72H232V75H235ZM240 74H241V73H240ZM4 75H5V74H4ZM6 75H7V74H6ZM30 75H31V74H30ZM49 75H51V74H49ZM103 75H104V74H103ZM146 75H147V72H146ZM163 75H164V74H163ZM163 75H161V76H163ZM197 75H198V74H197ZM221 75H222V74H221ZM223 75H224V73H223ZM249 75H250V74H249ZM7 76H8V75H7ZM13 76H14V75H13ZM26 76H27V75H26ZM31 76H32V75H31ZM39 76H40V75H39ZM39 76H38V77H39ZM42 76H43V75H42ZM44 76H45V75H44ZM95 76H96V75H95ZM109 76H110V75H109ZM142 76L144 77V75H142ZM153 76H154V75H153ZM153 76H152V77H153ZM159 76H160V73H159ZM159 76H158V77H159ZM171 76H172V75H171ZM171 76H170V77H171ZM211 76H212V74H211ZM219 76H220V75H219ZM227 76H228V73H227ZM227 76H225L224 78H227ZM243 76H244V75H243ZM250 76H251V75H250ZM252 76H251V77H252ZM15 77H16V76H15ZM22 77H23V76H22ZM32 77H34V76H32ZM38 77H37V79H38ZM50 77H51V76H50ZM68 77H69V76H68ZM79 77H81V76H79ZM97 77H98V76H97ZM97 77H96V78H97ZM105 77H106V76H105ZM148 77H149V76H148ZM178 77H179V76H178ZM213 77H214V76H213ZM213 77H212V78H213ZM215 77H216V76H215ZM222 77H223V76H222ZM233 77H234V76H233ZM238 77H239V75H238ZM240 77H241V76H240ZM16 78H17V77H16ZM19 78H20V77H19ZM19 78H18V79H19ZM34 78H35V77H34ZM34 78H33V79H34ZM39 78H40V77H39ZM55 78H56V77L54 76V79H55ZM65 78H66V77H65ZM99 78H100V77H99ZM140 78H141V77H140ZM140 78H139V80H140ZM146 78H147V77H146ZM153 78H154V77H153ZM168 78H169V77H168ZM197 78H198V77H197ZM200 78H201V76H200ZM208 78H209V77H208ZM220 78H221V77H220ZM230 78H232V77L229 76L228 79H230ZM241 78H242V77H241ZM241 78H240V80H241ZM10 79H11V78H10ZM37 79L35 78V80H37ZM40 79L42 80V77H41ZM45 79H46V78H45ZM58 79H59V78H58ZM82 79H83V78H82ZM150 79H152V78L150 77ZM159 79H160V77H159ZM161 79H162V78H161ZM161 79H160V80H161ZM172 79H173V78H172ZM177 79H178V78H177ZM206 79H207V78H206ZM210 79H211V78H210ZM232 79H233V78H232ZM234 79H235V77H234ZM238 79H239V78H238ZM242 79H245V77H243ZM1 80H2V78H1ZM8 80H9V79H8ZM71 80H72V79H71ZM95 80H96V79H95ZM98 80H99V79H98ZM113 80L116 81L117 78H114ZM123 80H124V79H123ZM139 80H138V81H139ZM143 80H145V79L143 78ZM143 80H142V81H143ZM146 80H147V79H146ZM146 80H145V82H147ZM148 80H149V79H148ZM155 80H156V79H155ZM162 80H163V79H162ZM199 80H200V79H199ZM199 80H198V81H199ZM204 80H205V79H204ZM223 80H224V79H223ZM235 80H236V81H235ZM235 80L233 81V84H234V82L237 84V78H236ZM24 81H25V80H24ZM30 81H31V80H30ZM44 81H45V80H44ZM51 81H52V80H51ZM57 81H58V80H57ZM61 81H62V80H61ZM101 81H102V80H101ZM142 81H141V82H142ZM151 81H152V80H151ZM153 81H154V80H153ZM180 81H181V80H180ZM201 81H203V79H202ZM207 81H208V80H207ZM211 81H212V80H211ZM226 81H227V82H225V83H228V81H230V80H227V79H226ZM245 81H246V80H245ZM245 81L242 80V81H240V82H245ZM4 82H5V81H3L2 83H4ZM31 82H33V81H31ZM46 82H47V81H46ZM109 82H110V81H109ZM130 82H131V81H130ZM132 82H134V81H132ZM135 82H136V81H135ZM163 82H164V81H163ZM175 82H176V81H175ZM204 82H206V81H204ZM204 82H203V84H204ZM212 82H214V81H212ZM246 82H247V81H246ZM258 82H257V83H258ZM6 83H7V82H6ZM17 83H18V82H17ZM20 83H21V82H20ZM41 83H42V82H41ZM90 83H91V82H90ZM96 83H97V82H96ZM98 83H99V82H98ZM101 83H102V82H101ZM101 83H100V84H101ZM128 83H129V82H128ZM137 83H138V82H137ZM151 83H153V82H151ZM161 83H162V82H161ZM167 83H168V82H167ZM183 83H184V82H183ZM195 83H196V82H195ZM208 83H209V82H208ZM229 83H230V82H229ZM229 83H228V84H229ZM257 83H255V84H257ZM0 84H1V83H0ZM11 84L13 85L12 82H11ZM11 84H10V85H11ZM14 84H15V83H14ZM39 84H40V83H39ZM66 84H67V83H66ZM66 84H65V85H66ZM108 84H110V83H108ZM138 84H139V83H138ZM181 84H182V83H181ZM198 84H200V82H199ZM205 84H206V83H205ZM221 84H222V83H221ZM221 84H220V85H219V84H218V85L216 84L217 89H216L215 85H214V87H211V86L209 85V87L212 88V90L210 89L209 91H213V93H215L214 91L216 90V92H219V91H220V90H219V89H220V86H223V85H221ZM230 84H232V83H230ZM230 84H229V85H230ZM233 84H232V85H233ZM239 84H240V83H239ZM239 84H238V85H239ZM244 84H245V83H244ZM244 84H241V86L244 85ZM246 84H248V83H246ZM249 84H250V83H249ZM249 84H248V85H249ZM7 85H8V83H7ZM43 85H44V84H43ZM101 85H103V84H101ZM105 85H106V84H105ZM110 85H111V84H110ZM110 85H109V86H110ZM124 85H126V83H125ZM124 85H123V86H124ZM135 85H136V84H135ZM142 85H145V84H142ZM150 85H151V84H150ZM157 85H160V83H158ZM163 85H164V84H163ZM178 85H179V84H178ZM229 85H228V86H229ZM232 85H231V86H232ZM5 86H6V84H5ZM8 86H9V85H8ZM111 86H112V85H111ZM117 86H118V85H117ZM168 86H169V85H168ZM199 86H200V85H199ZM207 86H208V85H207ZM207 86H206V88H207ZM224 86H225V85H224ZM39 87H40V85H39ZM46 87H47V86H46ZM58 87H59V86H58ZM64 87H65V86H64ZM68 87H70V85H69ZM114 87H115V86H114ZM119 87H120V86H119ZM128 87H129V86H128ZM142 87H144V86H142ZM153 87H154V86H153ZM162 87H163V86H162ZM184 87H186V85H185ZM201 87H202V86H201ZM236 87H237V86H236ZM236 87H235V88H236ZM244 87H245V85H244ZM244 87H242L241 89H243ZM250 87H252V86L250 85ZM250 87H249V88H250ZM2 88H3V87H2ZM29 88H30V87H29ZM72 88H73V87H72ZM76 88L79 89L78 87H76ZM80 88H81V87H80ZM131 88H132V85H131ZM136 88H137V87H136ZM136 88H135V89H136ZM146 88H148V86H147ZM197 88H198V87H197ZM225 88H226L225 90H228V89H227V88H228L227 85H226ZM230 88H231V87H230ZM230 88H229V89H230ZM233 88H234V87L232 86L231 89H233ZM237 88H239V87H237ZM12 89H13V88H12ZM18 89H19V88H18ZM20 89H21V88H20ZM40 89H41V88H40ZM60 89H62V88L59 87V90H60ZM139 89H141V88H139ZM148 89H149V88H148ZM223 89H224V87H223ZM223 89H222L220 92L225 91V90H223ZM31 90H32V89H31ZM70 90H71V89H70ZM120 90H121V89H120ZM129 90H130V88H129ZM204 90H205V89H204ZM245 90H246V88L244 89V91H245ZM2 91H3V89H2ZM23 91H24V90H23ZM26 91H27V90H26ZM36 91H37V90H36ZM38 91H39V90H38ZM105 91H106V90H105ZM113 91H116V90L113 89ZM131 91H132V90H131ZM145 91H146V90H145ZM202 91H203V90H202ZM207 91H208V90H207ZM235 91H236V90H234V91H232V92H235ZM247 91H248V90H247ZM16 92H17V91H16ZM19 92H20V91H19ZM19 92H18V93H19ZM52 92H53V91H52ZM226 92H227V91H226ZM5 93H6V91H5ZM5 93H4V94H5ZM11 93H12V92H11ZM34 93H35V92H34ZM34 93H33V94H34ZM73 93H74V92H73ZM108 93H109V92H108ZM116 93H117V92H116ZM139 93H140V92H139ZM188 93H189V92H188ZM197 93H198V92H197ZM211 93H212V92H211ZM223 93H224V92H223ZM227 93L230 94V90H228ZM227 93H226V95H227ZM6 94H8V93H6ZM25 94H26V93H25ZM49 94H50V93H49ZM65 94H66V92H65ZM137 94H138V93H137ZM137 94H134V95H137ZM152 94H153V93H152ZM209 94H210V93H209ZM217 94H220V95H221V93H217ZM229 94L227 95V98H230V97H228ZM8 95H9V94H8ZM43 95H44V94H43ZM60 95H61V94H60ZM67 95H68V94H67ZM73 95H74V94H73ZM78 95H79V94H78ZM114 95H115V94H114ZM117 95H118V94H117ZM120 95H121V94H120ZM139 95H140V94H139ZM190 95H191V94H190ZM210 95H212V94H210ZM220 95H219V96H220ZM222 95H223V94H222ZM231 95H232V94H231ZM0 96H1V95H0ZM6 96H7V95H6ZM15 96H16V95H15ZM23 96H24V95H23ZM23 96H22V97H23ZM33 96H35V95H33ZM186 96H187V95H186ZM202 96H203V95H202ZM208 96H209V95H208ZM212 96L217 97L216 93H215V95L213 94ZM219 96H218L217 98H219ZM223 96H224V95H223ZM253 96H252V97H253ZM53 97H54V96H53ZM74 97H75V96H74ZM76 97H77V96H76ZM105 97H106V96H105ZM121 97H122V96H121ZM143 97H144V96H143ZM143 97H142V98H143ZM145 97H146V96H145ZM215 97H214V98H215ZM224 97H226V96H224ZM240 97H241V96H240ZM252 97H249V96H248L247 98L249 99V98H252ZM60 98H61V97H60ZM62 98H63V97H62ZM62 98H61V99H62ZM126 98H127V97H126ZM184 98H185V96H184ZM220 98H221V96H220ZM263 98H261V99H263ZM0 99H1V98H0ZM7 99H8V98H7ZM34 99H35V98H34ZM181 99H182V98H181ZM223 99H224V98H222V100H223ZM231 99H233V98H231ZM244 99H246V97H245ZM252 99H253V98H252ZM32 100H33V99H32ZM38 100H39V99H38ZM42 100H43V99H42ZM44 100H45V99H44ZM142 100H143V99H142ZM162 100H163V99H162ZM219 100H220V99H219ZM229 100H230V99H229ZM240 100H241V99H240ZM256 100H257V99H256ZM259 100H260V99H259ZM5 101H6V100H5ZM10 101H11V100H9V102H10ZM35 101L37 102V100H35ZM46 101H47V100H46ZM46 101H45V102H46ZM57 101H58V100H57ZM122 101H123V100H122ZM128 101H129V100H128ZM159 101H160V100H159ZM187 101H188V100H187ZM213 101H214V100H213ZM242 101L244 102L243 99L241 100V102H242ZM253 101H255V100H253ZM11 102H12V101H11ZM49 102H50V101H49ZM69 102H70V101H69ZM129 102H130V101H129ZM175 102H176V101H175ZM214 102L216 103V101H214ZM226 102H227V100H226ZM241 102H240V103H241ZM243 102H242V103H243ZM248 102H249V101H248ZM248 102H247L246 104H243V105H244V108H243V111H244V112L241 111L242 113L239 112V115L236 116V118L239 116V117H238L239 120H237V121H238L237 124H236L235 121H234V123H233V124H235L234 126H232V124L230 125V124H228V123H227V125H230V126H231V127L229 128V131H230V132H233V135H234V132H235V135H236V133H237V134H242V133H243L242 135H244L245 133H246V135H247V134L249 133V136H247V137L249 138V137H250V134H251L252 137L254 136V138H253L254 140H253V139H252V140L255 142V145H256V144L258 145V144L260 143V141L258 140V141H259V143H258V141H257V139H256V135H257L256 133H258V135H259V134L261 135V131L264 130V101H263V102H262V101H261V102L258 101L257 103L255 102V104H254L253 102H250V104H249ZM24 103H25V102H24ZM43 103H44V102H43ZM59 103H60V102H59ZM123 103H124V102H123ZM123 103H122V104H123ZM237 103H238V101H237ZM63 104H64V103H63ZM65 104H66V103H65ZM75 104H76V103H75ZM128 104H129V103H128ZM150 104H151V103H150ZM166 104H167V103H166ZM212 104H213V103H212ZM219 104H220V103H219ZM251 104H254V105H251ZM23 105H24V104H23ZM23 105H22V107H23ZM42 105H43V104H42ZM45 105H46V104H45ZM60 105H61V104H60ZM66 105H67V104H66ZM69 105H70V104H69ZM130 105L133 106V104H130ZM144 105H145V104H144ZM216 105H217V104H216ZM228 105H229V104H228ZM5 106H6V105H5ZM8 106H9V105H8ZM39 106H40V104H39ZM74 106H75V105H74ZM136 106H137V105H136ZM209 106H210V105H209ZM240 106H241V105H240ZM240 106L238 107L239 109H240ZM9 107H10V106H9ZM9 107H8V108H9ZM22 107H20V108H22ZM36 107H37V106H36ZM114 107H115V106H114ZM140 107H141V106H140ZM219 107H220V106H219ZM221 107H223V105H222ZM20 108H19V109H20ZM40 108H41V107H40ZM53 108H54V107H53ZM64 108H66V107H64ZM71 108H73V107H71ZM71 108H70V110H71ZM75 108H76V107H75ZM128 108H129V106H128ZM147 108H148V107H147ZM150 108H151V107H150ZM152 108H153V107H152ZM152 108H151V109H152ZM163 108H164V107H163ZM217 108H218V107H217ZM226 108H227V107H226ZM236 108H237V107H236ZM97 109H99V108H97ZM122 109H123V108H122ZM124 109H125V108H124ZM154 109H155V108H154ZM156 109H157V108H156ZM171 109H172V108H171ZM177 109H178V108H177ZM181 109H182V108H181ZM211 109H214V108L211 107ZM220 109L222 110V108H220ZM241 109H242V106H241ZM0 110H2V109H0ZM17 110H18V109H17ZM17 110H16V111H17ZM28 110H29V109H28ZM44 110H45V109H44ZM63 110H64V109H63ZM65 110H66V109H65ZM112 110H113V109H112ZM143 110H144V109H143ZM163 110H164V109H163ZM206 110L208 111V108H206ZM3 111H4V110H3ZM19 111H20V110H19ZM46 111H47V109H46ZM49 111H51V109H50ZM96 111H97V110H96ZM126 111H127V110H125L124 112H126ZM152 111H153V110H152ZM155 111H156V110H155ZM173 111H174V110H173ZM178 111H179V110H178ZM210 111H211V110H210ZM230 111H231V110H230ZM6 112H7V111H6ZM6 112H4V113H6ZM32 112H33V111H32ZM54 112H55V111H54ZM60 112H61V111H60ZM98 112H99V111H98ZM129 112H130V111H129ZM129 112H127V113L129 114ZM148 112H150V109H149ZM153 112H154V111H153ZM153 112H152V113H153ZM160 112H161V110H160ZM164 112H165V110H164ZM171 112H172V111H171ZM180 112H181V111H180ZM213 112H214V111H213ZM213 112H211V113H213ZM223 112H225V111H223ZM9 113H10V111H9ZM9 113H8V114H9ZM21 113H22V112H21ZM27 113H28V112H27ZM35 113H36V112H35ZM39 113H41V112H39ZM70 113H71V111H70ZM113 113H114V112H113ZM145 113H146V112H145ZM172 113H173V112H172ZM175 113H177V112H175ZM182 113H183V112H182ZM191 113H192V112H191ZM227 113H228V112H227ZM29 114H30V113H29ZM29 114H28V115H29ZM46 114H47V113H46ZM50 114H53V113L50 112ZM92 114H93V113H92ZM94 114H95V113H94ZM97 114L100 115L99 113H97ZM97 114H96V115H97ZM118 114H119V113H118ZM141 114H142V113H141ZM143 114H144V113H143ZM154 114H156V113H154ZM183 114H184V113H183ZM214 114H215V113H214ZM220 114H221V113H220ZM233 114H234V113H233ZM243 114H244V115H243ZM9 115H10V114H9ZM126 115H127V114H126ZM138 115H139V114H138ZM169 115H170V114H169ZM174 115H175V114H174ZM195 115H196V114H195ZM222 115L224 116V114H221L220 116H222ZM228 115H229V114H228ZM235 115H236V114H235ZM235 115H234V119H235ZM242 115H243V116H242ZM31 116H32V115H31ZM40 116H41V115H40ZM48 116H49V115H48ZM64 116H65V115H64ZM68 116H69V115H68ZM112 116H113V114H112ZM141 116H142V115H141ZM153 116H154V115H153ZM161 116H162V115H161ZM165 116H166V115H165ZM170 116H172V115H170ZM170 116H169V117H170ZM190 116H191V115H190ZM244 116H245V117H244ZM3 117H4V116H3ZM14 117H15V116H14ZM29 117H30V116H29ZM76 117H77V116H76ZM137 117H138V116H137ZM155 117H156V116H155ZM157 117H158V115H157ZM167 117H168V116H167ZM184 117H185V116H184ZM201 117H202V116H201ZM226 117H227V116H226ZM18 118H19V117H18ZM18 118H17V119H18ZM36 118H37V117H36ZM110 118H111V117H110ZM122 118H123V117H122ZM125 118H126V117H125ZM127 118H128V117H127ZM141 118H142V117H141ZM151 118H152V117H151ZM158 118H159V117H158ZM216 118H217V117H216ZM223 118H224V117H223ZM231 118H232V117H231ZM238 118H237V119H238ZM31 119H32V118H31ZM47 119H48V118H47ZM115 119H116V117H115ZM119 119H121V116H119ZM137 119H138V118H137ZM145 119H146V117H145ZM147 119H148V118H147ZM154 119H155V118H154ZM167 119H169V118H167ZM206 119H208V118H205V119L201 118L200 120H201V121H204V120H206ZM220 119H221V118H220ZM220 119H219V120H220ZM229 119H230V118H229ZM117 120H118V119H117ZM152 120H153V119H152ZM169 120H170V119H169ZM169 120H168V121H169ZM210 120H211V119H210ZM210 120H209V121H210ZM219 120H217V121H219ZM223 120H224V119H223ZM225 120H226V119H225ZM25 121H26V120H25ZM29 121H30V120H29ZM33 121H34V120H33ZM139 121H140V120H139ZM142 121H144V120L142 119ZM153 121H154V120H153ZM170 121H171V120H170ZM209 121H208V122H209ZM136 122L139 123L138 121H136ZM136 122H135V123H136ZM145 122H146V121H144L143 123L145 124ZM150 122H151V121H150ZM150 122H149V123H150ZM185 122H186V121H185ZM187 122H188V121H187ZM220 122H221V121H220ZM232 122H233V121H232ZM232 122H231V123H232ZM140 123H141V122H140ZM167 123H168V122H167ZM173 123H174V122H173ZM179 123H180V122H179ZM217 123H218V122H217ZM162 124H163V123H162ZM170 124H171V122H170ZM170 124H168V125H170ZM175 124H177V122H176ZM191 124H192V123H191ZM197 124H198V122H197L195 125L192 124V125H193V126H191L192 128L190 127L191 129H190V128H189V129L192 130V129L194 128V126L196 127ZM199 124H200V123H199ZM199 124L197 125L196 129H198ZM204 124H206V121H205ZM207 124H208V123H207ZM207 124H206V125H207ZM222 124H223V123H222ZM135 125H136V124H135ZM154 125H155V124H154ZM159 125H161V123H159ZM179 125H180V124H179ZM201 125L203 126V123H202ZM201 125H200V128H201ZM208 125H209V124H208ZM215 125H216V124H215ZM218 125H219V124H218ZM223 125H224V124H223ZM156 126H157V125H156ZM187 126H188V125H187ZM187 126H186V127H187ZM189 126H190V123H189ZM211 126H212V125H211ZM133 127H134V126H133ZM143 127H144V126H143ZM162 127H163V126H162ZM164 127H165V125H164ZM206 127H207V126H206ZM134 128H135V127H134ZM153 128H154V126H153ZM204 128H205V127H204ZM213 128H214V127H213ZM216 128H217V127H216ZM11 129H12V128H11ZM146 129H149V128H146ZM180 129H181V128H180ZM183 129H184V128H183ZM189 129H187V132H188ZM196 129L194 128V130H192L193 133L196 132ZM207 129H208V128H207ZM214 129H215V128H214ZM214 129H213V130H214ZM36 130H37V129H36ZM198 130H199V129H198ZM213 130H212V131H213ZM12 131H13V130H12ZM184 131H185V130H184ZM192 131H190V132H192ZM212 131H211V132H212ZM227 131H228V130H227ZM206 132H208V131H206ZM211 132H209V133H211ZM216 132H217V131H216ZM230 132H228V133H230ZM259 132H260V133H259ZM209 133H208V134H209ZM262 133H263V132H262ZM183 134H184V133H183ZM199 134H200V133H199ZM208 134H207V135H208ZM211 134H212V133H211ZM222 134H223V132H222ZM184 135H186V133H185ZM187 135H188V134H187ZM213 135H214V134H213ZM224 135H225V134H224ZM228 135H229V134H228ZM242 135H241V137H240V135H239V137H240V143H242V144L244 145V142H246L245 145H247V148H249L248 145H252V144H249V143L247 144L248 141H243V142H242L241 139H243V138L245 139V136H242ZM262 135H263V134H262ZM180 136H181V134H180ZM180 136H179V137H180ZM209 136H211V135H208L207 137H209ZM230 136H231V135H230ZM230 136H228V138H229ZM124 137H125V136H124ZM182 137H183V136H182ZM193 137H194V136H193ZM195 137H196L195 139L197 140V136H195ZM237 137H238V136H237ZM247 137H246V138H247ZM252 137H251V138H252ZM258 137H259V136H257V138H258ZM260 137H261V136H260ZM260 137H259V138H260ZM185 138H189V137H185ZM203 138H206V137H203ZM203 138H202V139H203ZM209 138H210V137H209ZM183 139H184V138H183ZM255 139H256V140H255ZM261 139H262V138H261ZM181 140H182V139H181ZM186 140H187V142L189 141L188 139H186ZM246 140H248V139H246ZM177 141H178V140H177ZM238 141H239V140H238ZM261 141H262V140H261ZM182 142H185V141H182ZM200 142H201V141H200ZM204 142H205V141H204ZM254 142H253V143H254ZM177 143H178V142H177ZM177 143H176V144H177ZM202 143H203V141H202ZM202 143H201V144H202ZM180 144H181V143H180ZM184 144H186V143H184ZM187 144H189V142H188ZM227 144H228V143H227ZM231 144H232V143H231ZM231 144H230V145H231ZM196 145H197V144H196ZM202 145H203V144H202ZM202 145H201V146H202ZM204 145H205V144H204ZM259 145H260V144H259ZM174 146H175V145H174ZM185 146H186V145H185ZM234 146H235V145H234ZM180 147H181V145H180ZM193 147H194V146H193ZM256 147H257V146H256ZM262 147H263V146H262ZM175 148H176V146H175ZM190 148H191V146H190ZM223 148H224V147H223ZM223 148H222V149H223ZM247 148H246V149H247ZM13 149H14V148H13ZM173 149H174V148H173ZM173 149H172V150H173ZM225 149H226V148H225ZM225 149H224V150H225ZM228 149H229V147H228ZM236 149H237V148H236ZM244 149H245V148H244ZM246 149H245V150H246ZM252 149H253V148H252ZM263 149H264V148H263ZM187 150H188V149H187ZM195 150H196V149H194V151H195ZM224 150H223V151H224ZM173 151H174V150H173ZM190 151H191V150H190ZM237 151H238V150H237ZM248 151H249V150H248ZM250 151H251V150H250ZM252 151H253V150H252ZM230 152H231V151L229 150L228 153H230ZM239 152H240V151H239ZM225 153H226V152H225ZM234 154H235V153H234ZM201 155H202V154H201ZM222 155H224V154H222ZM252 155H253V154H252ZM206 156H207V155H206ZM224 156H225V155H224ZM242 156H243V155H242ZM247 157H248V156H247ZM11 158H12V157H11ZM14 158H15V157H14ZM241 158H242V157H241ZM219 159H220V158H219ZM244 159H245V158H244ZM223 160H224V159H223ZM253 160H254V159H253ZM262 160H263V159H262ZM231 161H232V160H231ZM242 161H243V160H242ZM248 161H249V160H248ZM253 162H254V161H253ZM15 163H16V162H15ZM250 163H251V161H250ZM222 164H223V163H222ZM256 164H257V162H256ZM158 165H159V163H158ZM158 165H157V166H158ZM218 165H219V164H218ZM245 165H246V164H245ZM250 165H251V164H250ZM4 166H5V165H4ZM160 166H161V165H160ZM171 166H172V165H171ZM229 166H230V165H229ZM241 166H242V165H241ZM11 167H12V166H11ZM172 167H174V166H172ZM219 167H220V166H219ZM242 167H243V166H242ZM5 168H6V167H5ZM8 169H9V168H8ZM8 169H6V170L9 171ZM19 169H20V168H19ZM26 169H27V168H26ZM228 169H229V167H228ZM254 169H255V168H254ZM232 170H233V169H232ZM238 170H239V169H238ZM13 171H15V170H13ZM13 171H12V172H13ZM28 171H29V170H28ZM170 171H171V169H170ZM230 171H231V170H230ZM236 171H237V170H236ZM249 171H250V170H249ZM2 172H3V171H2ZM251 172H252V171H251ZM254 172H256V171L254 170ZM6 173H7V172H6ZM234 173H235V172H234ZM237 173H238V171H237ZM241 173H242V172H241ZM243 173H244V172H243ZM12 174H13V173H12ZM195 174H196V173H195ZM211 174H212V173H211ZM231 174H232V173H231ZM244 174H245V173H244ZM250 174H251V173H250ZM3 175H4V174H3ZM3 175H2V176H3ZM7 175H8V174H7ZM255 175H256V174H255ZM259 175H260V174H259ZM262 175H263V174H262ZM2 176H1V178H2ZM13 176H14V175H13ZM29 176H30V175H29ZM226 176H227V174H226ZM4 177H6V176H4ZM239 177H240V176H239ZM253 177H254V176H253ZM257 177H258V176H257ZM45 178H46V177H45ZM189 179H190V178H189ZM191 179H192V178H191ZM243 179H245V178L243 177ZM260 179H262V178L260 177ZM236 180H237V179H236ZM255 180H256V179H255ZM230 181H231V180H230ZM245 181H246V180H245ZM251 181H252V180H251ZM10 182H11V181H10ZM15 182H16V181H15ZM241 182H242V181H241ZM249 182H250V181H249ZM252 182H253V181H252ZM188 183H189V182H188ZM221 183H222V182H221ZM231 184H232V183H231ZM246 184H247V183H246ZM249 184H250V183H249ZM258 184H259V183H258ZM258 184H256V185H258ZM260 184H261V183H260ZM30 185H32V184H30ZM225 185H226V184H225ZM237 185H238V184H237ZM24 186H25V185H24ZM209 186H210V185H209ZM253 186H254V184H253ZM259 186H261V185H259ZM12 187H13V185H12ZM205 187H206V186H205ZM240 187H241V186H240ZM254 187H255V186H254ZM254 187H253V188H254ZM17 188H18V187H17ZM19 188H20V187H19ZM29 188H30V187H29ZM191 188H193V187H191ZM202 188H203V187H202ZM242 188H243V187H242ZM251 188H252V186H251ZM8 189H9V188H8ZM238 189H239V188H237V190H238ZM240 189H241V188H240ZM262 189H263V188H262ZM262 189H261V190H262ZM15 190H16V188H15ZM21 190H22V189H21ZM44 190H45V189H39V191L34 192L33 194L36 195V196H39L41 193L44 192ZM188 190H189V189H188ZM205 190H206V189H205ZM244 190H245V189H244ZM248 190H249V189H248ZM13 191H14V190H13ZM189 191H190V190H189ZM199 191H200V190H199ZM245 191H246V190H245ZM259 191H260V190H259ZM15 192H16V191H15ZM23 192H24V191H23ZM210 192H211V191H210ZM223 192H224V191H223ZM227 192H228V191H227ZM263 192H264V191H263ZM16 193H17V192H16ZM29 193H30V192H29ZM31 193H32V192H31ZM8 194H9V193H8ZM202 194H203V193H202ZM252 194H253V193H252ZM260 194H261V193H260ZM2 195H4V194H2ZM5 195H6V194H5ZM221 195H222V194H221ZM225 195H226V194H225ZM235 195H236V194H235ZM253 195H254V194H253ZM23 196H24V195H23ZM31 196H32V195H31ZM191 196H192V195H191ZM198 196H199V195H198ZM231 196H233V195H231ZM239 196H240V199H242L241 197H242L243 195H239ZM245 196H246V195H245ZM250 196H251V195H250ZM254 196H255V195H254ZM24 197H25V196H24ZM198 198H199V197H198ZM226 198H227V197H226ZM228 198H229V197H228ZM21 199H22V198H21ZM23 199H24V198H23ZM23 199H22V200H23ZM240 199H239V200H240ZM245 199H246V198H245ZM247 199H248L249 202H250V199H251V198H250V199L247 198ZM252 199H253V198H252ZM263 199H264V198H263ZM190 200H191V201L193 200V202L195 201L194 199H190ZM231 200H233V198H232ZM236 200H237V199H236ZM236 200H235V201H236ZM24 201H25V200H24ZM33 201H34V200H33ZM226 201H227V200H226ZM226 201H225V202H226ZM241 201H242V200H241ZM246 201H247V200H246ZM259 201H260V200H259ZM262 201H263V200H262ZM21 202H22V201H21ZM202 202H203V201H202ZM233 202H234V201H233ZM233 202H232V203H233ZM237 202H239V201H237ZM0 203H1V202H0ZM22 203H23V202H22ZM227 203H228V202H227ZM230 203H231V201H230ZM230 203H229V204H230ZM1 204H2V203H1ZM18 204H19V203H18ZM18 204H17V205H18ZM26 204H27V203H26ZM26 204H25V205H26ZM223 204H224V202H223ZM235 204H236V203H234V205H235ZM2 205H3V204H2ZM202 205H203V204H202ZM204 205H205V203H204ZM226 205H227V204H226ZM234 205H233V206H234ZM184 206L186 207V209L189 210V207H190L189 203H187V204L184 205ZM220 206H221V205H220ZM223 206H224V205H223ZM230 206H231V205H230ZM241 206H242V205H241ZM18 207H19V206H18ZM198 207H199V206H198ZM225 207H227V206H225ZM234 207H235V206H234ZM234 207H233V208H234ZM255 207H256V206H255ZM183 208H184V207H183ZM227 208H229V207H227ZM235 208H236V211H237L238 213L240 212V213L242 214V212L244 211V210H242V212H241V209H239V208H237V207H235ZM25 209L27 210L28 208H25ZM230 209H231V208H230ZM230 209H228L227 212H229ZM238 209H239V210H238ZM242 209H243V208H242ZM247 209H248V208H247ZM250 210H251V209H250ZM253 210H254V209H253ZM255 210H256V208H255ZM261 210H262V209H261ZM205 211H206V210H205ZM205 211H204V212H205ZM234 211H235V210H234ZM263 211H264V210H263ZM11 212H12V211H11ZM24 212H25V211H24ZM187 212H188V211H187ZM189 212H190V211H189ZM191 212H192V211H191ZM248 212H249V211H248ZM57 213H58V212H57ZM229 213L231 214V212H229ZM17 214H18V213H17ZM190 214H191V213H189V216H190ZM225 214H226V213H225ZM230 214H229L228 216H230ZM234 214H236V212H235ZM241 214H240V215L237 214V215H238V218L241 216ZM249 214H250V213H249ZM58 215H59V214H58ZM237 215H235L236 218H237ZM245 215H246V214H245ZM59 216H60V215H59ZM200 216H201V215H200ZM223 216H225V215L223 214ZM228 216H227V217H228ZM235 216H233V217H235ZM13 217H14V216H13ZM62 217H63V216H62ZM62 217H60V218H62ZM227 217H226V218H227ZM246 217H247V215H246ZM250 217H252V216H250ZM254 217H255V216H254ZM231 218H232V217H231ZM238 218H237V219H238ZM242 218H244V217H242ZM256 218H257V216H256ZM228 219H230V218H228ZM257 219H258V218H257ZM4 220H6V218H5ZM240 220H241V219H240ZM247 220H248V218H247ZM261 220H262V219H261ZM261 220H260V221H261ZM238 221H239V219H238ZM242 221H243V220H242ZM250 221H251V220H250ZM252 221H253V220H252ZM258 221H259V220H258ZM225 222H226V221H225ZM246 222H247V221H246ZM261 222H262V221H261ZM237 223H238V222H237ZM4 224H5V223H4ZM179 224H181V223H179ZM187 224H188V223H187ZM230 224H231V223H230ZM243 224H245V222H244ZM243 224H242V226H241V224H240L239 227H240V228L243 227V226H244ZM246 224H247V223H246ZM260 224H261V223H260ZM9 225H10V224H9ZM224 225H226V224L224 223ZM235 225H236V224H235ZM10 226H12V225H10ZM13 226H14V224H13ZM13 226H12V227H13ZM231 226H232V225H231ZM246 226H247V225H246ZM260 226H261V225H260ZM232 228H233V226H232ZM235 228H236V227H234V229H235ZM262 228H263V227H262ZM262 228H261V229H262ZM249 229H250V228H249ZM245 230H247V232L249 233L248 228L245 229ZM244 233H245V232H244ZM248 233H247V234L245 233V234L248 236V235H249ZM234 234H235V233H234ZM254 234H255V233H254ZM235 235H237V234H235ZM229 236H230V235H229ZM255 237H256V236H255ZM218 238H219V237H218ZM242 238H243V237H242ZM246 238H247V237H246ZM248 238H249V236H248ZM213 239H214V238H213ZM221 239H222V237H221ZM219 241H220V240H219ZM261 241H262V240H261ZM238 242H239V241H238ZM240 242H241V241H240ZM263 242H264V241H262V243H263ZM233 244H234V243H233ZM239 244H240V243H239ZM241 244H242V243H241ZM214 245H215V244H214ZM214 245H213V246H214ZM246 245H247V244H246ZM248 245H249V244H248ZM260 245H261V243H260ZM262 245H264V243H263ZM231 246H232V245H231ZM238 247H239V246H237V248H238ZM258 247H260V246H258ZM261 247H262V246H261ZM203 248H204V247H203ZM228 249H229V248H228ZM240 249H241V248H240ZM240 249H239V250H240ZM200 250H201V249H200ZM205 250H206V249H205ZM239 250H238V251H239ZM241 251H242V250H241ZM249 251H250V250H249ZM258 251H259V250H258ZM213 252H214V251H213ZM201 253H202V252H201ZM233 253H234V252H233ZM262 253H263V251H262ZM229 254H230V253H229ZM231 254H232V253H231ZM218 255H219V254H218ZM237 255H238V254H237ZM237 255H233V256L237 257ZM256 256H257V255H256ZM245 257H246V256H245ZM248 257L250 258V256H248ZM248 257H247V258H248ZM216 258H217V257H216ZM226 258H227V257H226ZM237 258L239 259V257H237ZM258 258H259V257H258ZM224 259H225V258H224ZM203 260H204V259H203ZM229 260H230V258H228V261H229ZM236 260H237V259H236ZM240 260H241V259H240ZM253 260H254V258H253ZM256 260H257V259H256ZM216 261H218V260H216ZM230 261H231V260H230ZM232 261H233V260H232ZM237 261H238V260H237ZM235 262H236V261H235ZM243 262H244V261H243ZM246 262H247V260H246ZM258 262L261 263V262L259 261V259H258ZM204 263H205V262H204ZM238 263H239V261H238ZM183 264H184V263H183ZM213 264H214V263H213ZM234 264H235V263H234Z\"/></svg>",
    "mask_w": 264,
    "mask_h": 264
}]
</instances>
